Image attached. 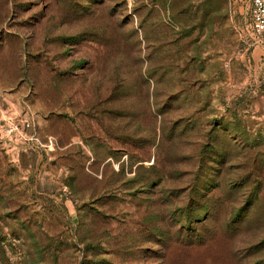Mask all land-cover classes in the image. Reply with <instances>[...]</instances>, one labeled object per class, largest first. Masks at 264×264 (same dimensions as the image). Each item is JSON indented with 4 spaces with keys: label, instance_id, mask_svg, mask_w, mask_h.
Instances as JSON below:
<instances>
[{
    "label": "rangeland",
    "instance_id": "374dc122",
    "mask_svg": "<svg viewBox=\"0 0 264 264\" xmlns=\"http://www.w3.org/2000/svg\"><path fill=\"white\" fill-rule=\"evenodd\" d=\"M233 16L229 0H0V264H264V39ZM160 37L198 95L175 108L159 82L164 114L125 129L150 136L149 159L136 142L97 148L82 76L61 73L92 63L93 93L137 48L143 69L166 62Z\"/></svg>",
    "mask_w": 264,
    "mask_h": 264
},
{
    "label": "trees",
    "instance_id": "16d2710c",
    "mask_svg": "<svg viewBox=\"0 0 264 264\" xmlns=\"http://www.w3.org/2000/svg\"><path fill=\"white\" fill-rule=\"evenodd\" d=\"M151 5V4H149ZM157 6V4H154ZM151 8V7H150ZM148 12L150 10L148 9ZM149 18H145L144 16L141 17V22L139 24V28L143 27L144 34L147 35V32H145V27L147 26L146 23L153 21L151 20V13L148 16ZM158 18H155L153 22V28H159L161 25V20L159 23H156ZM149 22V25L151 24ZM122 26V25H121ZM148 27V26H147ZM120 33L125 34L123 32L122 28H120ZM170 29L173 31V33H177L176 36L182 37V34H179V32H175V29L170 27ZM95 33L91 35H98V31L95 30ZM84 33V32H83ZM97 33V34H96ZM181 33V31H180ZM134 34L135 42L137 41V34L135 33V30L132 31V34ZM130 34L127 35L129 38L131 36ZM75 38V36H73ZM149 36H147L148 38ZM161 38V37H160ZM157 39L158 42L155 46H147L146 53L147 58H149L148 48L151 49V53L158 56V59L164 60L166 62L160 63L159 61H156V66L150 68L147 67L145 69L142 68L141 63L142 59L141 57V49L137 48L136 51H138L139 56H134V59H132V62L127 69H125L124 65L121 64V59L119 58V64L114 67V71L109 75V81L106 85L104 83L100 84L99 86H95V92H86L85 87L87 85L86 78V71L90 69V66H92V63L85 61L84 63H80V69L81 73H72L68 75L67 72L61 73V77L64 79H67L69 81H72L73 79L81 77L82 76V86H81V93L73 91V94L79 95V97L82 99V109L79 108L80 114L82 119L86 121L84 124V129L89 130L91 133L95 130L93 128V125L91 123L94 122L98 125L99 130L104 134H107V137H98L99 140H96V138L92 135L89 136V138L95 140V145L97 148H100L99 141L102 142H114L115 140H124L126 143L133 145L134 142H136L137 145L140 147L147 146L148 153L140 157L139 160H145L150 158V136H145L144 138H137L133 133H127L128 125L132 124V121H134L136 117V122L138 124H144L145 119L142 118L143 116L151 114L154 117V123L157 120L156 115L161 114L163 115L164 112L162 111L167 106H165V100L160 104V101L156 99V87L163 81L166 82L167 80L170 81V83L174 82V94L170 98V103L174 102L175 108L178 106L181 107L186 102H193L194 94L198 95V88L196 87L197 81H194V68L193 67H179L177 64L173 62H169L166 60V55H169L172 50H170L169 47H167V44H170L172 42H168L161 39ZM179 38V39H180ZM139 39V38H138ZM183 40V39H182ZM181 40V41H182ZM76 41L73 40L72 43H75ZM126 40H123V44L126 46ZM118 50H121L124 52L123 46L118 48ZM135 52V51H134ZM179 51H176V54ZM173 53V56L176 55ZM179 54V53H178ZM117 55H115L116 57ZM177 56V55H176ZM118 59V57H116ZM147 63L149 62V59L146 60ZM171 61H173L171 59ZM90 63V64H88ZM88 65V66H86ZM199 69L195 72V75L200 72V65H198ZM154 79V80H153ZM154 82H153V81ZM163 80V81H162ZM199 93V92H198ZM156 114V115H155ZM189 119V118H188ZM188 119H182V120H176L178 122L175 126L171 125L172 128H176L177 126L185 127V123L188 121ZM123 122L124 127V133L121 135L125 136H117L118 131L121 129L115 128V124ZM114 124V127H113ZM112 129V130H111ZM149 129V127H148ZM155 130V129H154ZM158 130L163 132L166 131V122L161 118V121H159L158 124ZM115 131V132H111ZM119 133V132H118ZM116 135V136H113ZM97 138V139H98ZM99 146V147H98ZM141 148V149H142ZM233 217V216H232ZM236 217V218H235ZM234 219H239V213L234 215Z\"/></svg>",
    "mask_w": 264,
    "mask_h": 264
},
{
    "label": "built area",
    "instance_id": "2783aa9c",
    "mask_svg": "<svg viewBox=\"0 0 264 264\" xmlns=\"http://www.w3.org/2000/svg\"><path fill=\"white\" fill-rule=\"evenodd\" d=\"M250 28L258 36L264 39V0H250ZM23 126H29L27 120H23Z\"/></svg>",
    "mask_w": 264,
    "mask_h": 264
},
{
    "label": "crops",
    "instance_id": "0c3cea01",
    "mask_svg": "<svg viewBox=\"0 0 264 264\" xmlns=\"http://www.w3.org/2000/svg\"><path fill=\"white\" fill-rule=\"evenodd\" d=\"M229 1H230V7L232 10V13L234 14L233 18L235 20H237V17H236L237 15L245 16L246 13L250 12V0H229ZM245 29L247 32L248 28H245ZM21 128L24 129L23 123H22Z\"/></svg>",
    "mask_w": 264,
    "mask_h": 264
}]
</instances>
